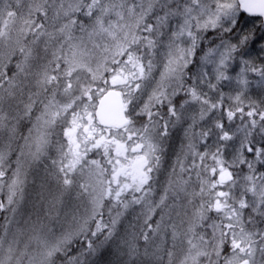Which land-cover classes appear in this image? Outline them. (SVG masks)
<instances>
[{
    "label": "snow or ice",
    "instance_id": "1",
    "mask_svg": "<svg viewBox=\"0 0 264 264\" xmlns=\"http://www.w3.org/2000/svg\"><path fill=\"white\" fill-rule=\"evenodd\" d=\"M0 264H264V0H0Z\"/></svg>",
    "mask_w": 264,
    "mask_h": 264
}]
</instances>
